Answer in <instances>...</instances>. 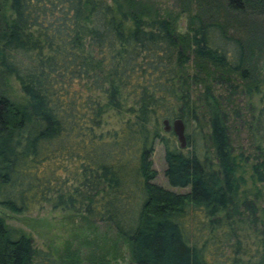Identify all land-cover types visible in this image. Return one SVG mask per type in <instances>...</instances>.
I'll return each mask as SVG.
<instances>
[{
	"label": "trees",
	"instance_id": "obj_1",
	"mask_svg": "<svg viewBox=\"0 0 264 264\" xmlns=\"http://www.w3.org/2000/svg\"><path fill=\"white\" fill-rule=\"evenodd\" d=\"M222 1L243 37L198 13L177 34L150 0H0V76L24 98L0 93V207L47 205L75 231L114 234L42 250L0 215V264H111L120 242L131 264H264V0ZM175 118L184 148L162 130ZM156 142L167 184L186 191L153 182Z\"/></svg>",
	"mask_w": 264,
	"mask_h": 264
},
{
	"label": "rangeland",
	"instance_id": "obj_2",
	"mask_svg": "<svg viewBox=\"0 0 264 264\" xmlns=\"http://www.w3.org/2000/svg\"><path fill=\"white\" fill-rule=\"evenodd\" d=\"M184 1L185 0H150L154 7L159 8V11L162 15L166 13L172 15L174 19V29L177 34H185L187 29V16L189 14L198 13L202 16L204 15V17L211 16V18L218 19L219 21L223 22L226 20L229 25L230 34L240 38L244 36L245 30L241 28L243 22L239 21L240 19L236 16H233L231 14H224V11L222 10L224 4L222 0H214L221 7L217 9L218 12H215V9L212 8L213 6L206 7L205 3L208 0H186L185 2L188 3V5L186 6L184 5ZM258 65L260 71L263 73L264 52L259 59ZM0 93L14 103L24 102L23 95L21 94L18 85L10 77L0 76ZM242 113L244 115L247 114L246 110L243 109ZM245 128L246 127L241 119L234 120L233 118H230L227 123V129L234 151L238 152L242 150L246 155L251 152V149L249 147V139ZM207 155L208 157H212L211 151L208 147ZM151 159L152 167L156 171L153 182L176 192H183L187 190V188L170 187L167 184L163 175V149L161 144L158 142L154 144ZM249 162L250 160L246 161L243 165V176L245 177L244 186L247 189H250V187L252 188L247 174L249 169ZM256 186L257 188H259V190H261V193L264 192V188L262 187V185L256 184ZM263 196H260V199L256 200V202L264 208ZM248 197L254 199L251 194H249ZM1 209L6 212L7 216L6 218H4L3 222L7 226L21 230L22 233H24L31 239L34 247L42 250H47L48 247L59 245L60 242L64 239H69L73 241V245H76L78 240H82L84 237L85 239H93L95 242H99L100 237L104 238L106 236H109V239H112L114 237V234L110 230H107L106 225L100 222H95L91 227L88 228L86 226H83L80 231H75L74 227H68L69 225H66L65 213L59 210H53L47 205H44L41 208L35 207L30 212H23L20 214H9L5 209ZM118 247L119 257H117L116 259H112L109 262L111 264H131L127 255L126 246L120 242ZM85 250L86 249L84 247H81L79 249L80 254L82 255ZM80 264L84 263L82 262ZM219 264H228V261H225L223 257H221V262Z\"/></svg>",
	"mask_w": 264,
	"mask_h": 264
},
{
	"label": "water",
	"instance_id": "obj_3",
	"mask_svg": "<svg viewBox=\"0 0 264 264\" xmlns=\"http://www.w3.org/2000/svg\"><path fill=\"white\" fill-rule=\"evenodd\" d=\"M162 130L163 131H172L174 134L177 145L180 148L185 147L186 139L184 134V125L181 119L175 118L171 122H168L166 119L162 120ZM0 215L6 216V212L0 208Z\"/></svg>",
	"mask_w": 264,
	"mask_h": 264
}]
</instances>
